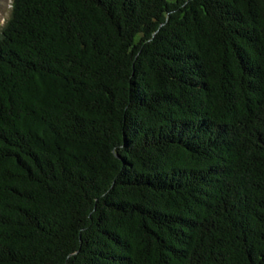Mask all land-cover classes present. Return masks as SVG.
<instances>
[{"label":"trees","instance_id":"1","mask_svg":"<svg viewBox=\"0 0 264 264\" xmlns=\"http://www.w3.org/2000/svg\"><path fill=\"white\" fill-rule=\"evenodd\" d=\"M0 264H264V0H12Z\"/></svg>","mask_w":264,"mask_h":264},{"label":"rangeland","instance_id":"2","mask_svg":"<svg viewBox=\"0 0 264 264\" xmlns=\"http://www.w3.org/2000/svg\"><path fill=\"white\" fill-rule=\"evenodd\" d=\"M12 0H0V29L8 18Z\"/></svg>","mask_w":264,"mask_h":264}]
</instances>
